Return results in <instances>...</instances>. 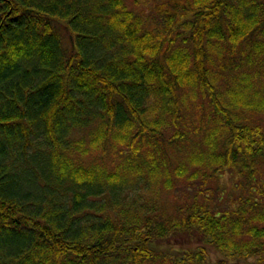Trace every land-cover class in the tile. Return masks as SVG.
<instances>
[{
  "label": "trees",
  "instance_id": "trees-1",
  "mask_svg": "<svg viewBox=\"0 0 264 264\" xmlns=\"http://www.w3.org/2000/svg\"><path fill=\"white\" fill-rule=\"evenodd\" d=\"M161 262L264 264V0H0V264Z\"/></svg>",
  "mask_w": 264,
  "mask_h": 264
},
{
  "label": "rangeland",
  "instance_id": "rangeland-1",
  "mask_svg": "<svg viewBox=\"0 0 264 264\" xmlns=\"http://www.w3.org/2000/svg\"><path fill=\"white\" fill-rule=\"evenodd\" d=\"M229 181H230V178L228 177V176H225V177H223V178H221V188L222 189H230V185H229ZM229 185V186H228ZM227 191H229V190H227ZM214 256V255H213ZM214 258V257H213ZM157 264V263H156ZM158 264H167V263H163V262H161V263H158Z\"/></svg>",
  "mask_w": 264,
  "mask_h": 264
}]
</instances>
